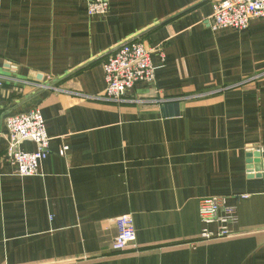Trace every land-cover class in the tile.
Returning a JSON list of instances; mask_svg holds the SVG:
<instances>
[{
    "label": "crops",
    "instance_id": "crops-1",
    "mask_svg": "<svg viewBox=\"0 0 264 264\" xmlns=\"http://www.w3.org/2000/svg\"><path fill=\"white\" fill-rule=\"evenodd\" d=\"M213 1L89 16L85 0H0V264H264V172L247 174L254 148L264 165V19L214 32ZM129 42L152 49L156 81L103 101V63ZM33 109L50 154L27 178L4 119ZM206 197L235 209L232 238L196 243ZM122 215L136 248L116 253Z\"/></svg>",
    "mask_w": 264,
    "mask_h": 264
},
{
    "label": "built area",
    "instance_id": "built-area-1",
    "mask_svg": "<svg viewBox=\"0 0 264 264\" xmlns=\"http://www.w3.org/2000/svg\"><path fill=\"white\" fill-rule=\"evenodd\" d=\"M89 16H103L108 13L109 0H85ZM209 27L215 32L220 29L246 31L253 19H264V0H214L211 5ZM152 49L139 42H129L121 45L116 52L103 63V75L106 87L99 99L110 102H123L125 93L136 85L155 83V67L151 61ZM2 84L0 83V87ZM56 90V89H55ZM7 130L9 162L15 166L20 177L35 176L39 165L47 159L50 138L46 135L43 117L39 109H33L27 114L11 115L4 119ZM31 142L35 150L30 153L20 152L19 146ZM66 147L59 152L66 153ZM260 155L261 148H254ZM248 175L255 176L254 170H248ZM235 209L227 205L224 198L206 197L198 206V217L203 225L196 243L222 241L232 238L229 225L234 223ZM220 214V215H219ZM117 234L113 241L114 252H124L136 248L134 222L130 215L118 216L113 220ZM214 226L212 230L210 227Z\"/></svg>",
    "mask_w": 264,
    "mask_h": 264
},
{
    "label": "water",
    "instance_id": "water-1",
    "mask_svg": "<svg viewBox=\"0 0 264 264\" xmlns=\"http://www.w3.org/2000/svg\"><path fill=\"white\" fill-rule=\"evenodd\" d=\"M247 164H249L248 170H254L256 172V176L258 178H261L263 176V167L262 161L260 159V156L258 155L254 160L251 155L248 156Z\"/></svg>",
    "mask_w": 264,
    "mask_h": 264
}]
</instances>
